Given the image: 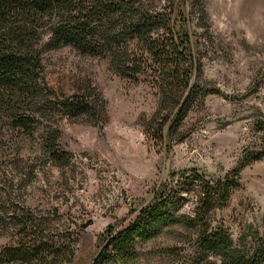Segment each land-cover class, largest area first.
Masks as SVG:
<instances>
[{
    "label": "rangeland",
    "instance_id": "1",
    "mask_svg": "<svg viewBox=\"0 0 264 264\" xmlns=\"http://www.w3.org/2000/svg\"><path fill=\"white\" fill-rule=\"evenodd\" d=\"M152 3L161 9L167 0ZM184 5L198 59L187 87L198 90L180 120L171 117L174 95L185 87L170 84L144 56L133 74L71 46L42 53L45 97L77 96L91 108L75 116H41L44 107L36 108L29 136L0 121V264H209L197 247L203 227L224 229L236 247L257 240L264 155L250 156L264 147V0ZM47 127L63 159L43 146ZM194 174L212 185L233 183L198 219ZM185 175L192 182H181ZM161 193L164 208L134 251L103 253L105 230L128 223ZM21 243L35 247L31 256L6 259L4 250Z\"/></svg>",
    "mask_w": 264,
    "mask_h": 264
},
{
    "label": "trees",
    "instance_id": "2",
    "mask_svg": "<svg viewBox=\"0 0 264 264\" xmlns=\"http://www.w3.org/2000/svg\"><path fill=\"white\" fill-rule=\"evenodd\" d=\"M184 2L167 0L164 7L155 9L152 0H0V121L7 119V129L29 136L36 130V108L44 107L41 116L53 111L70 116L90 111L91 105L77 96L54 101L45 97L49 89L42 83L41 55L45 50L61 46L108 57L113 67L133 74L141 71L138 57L157 63L164 79L185 87L180 98L174 95L177 107L171 117L180 120L190 97L198 90L196 85L187 87L190 66L195 61L198 66V59L193 55ZM47 128L41 137L43 146L52 156L63 159L65 153L54 151L55 129ZM263 155L264 147L250 157ZM194 176L199 182L193 218L198 219L205 215L212 199L221 201L227 197L233 183L224 179L212 185L209 180ZM181 182L192 181L185 175ZM165 200L162 193L158 194L151 204L145 202L140 206L128 223L106 229L103 253L110 250L122 258L130 255L136 237L150 229ZM261 217L260 230H254L257 240L253 238L248 248L232 246L224 229L210 227L206 231L203 227L197 243L203 258L209 264H264V212ZM34 248L21 243L8 247L3 254L9 260L26 259Z\"/></svg>",
    "mask_w": 264,
    "mask_h": 264
},
{
    "label": "water",
    "instance_id": "3",
    "mask_svg": "<svg viewBox=\"0 0 264 264\" xmlns=\"http://www.w3.org/2000/svg\"><path fill=\"white\" fill-rule=\"evenodd\" d=\"M88 222H89V219H86V220L82 221V223H81L80 226H81V227H82V226H85L86 224H88Z\"/></svg>",
    "mask_w": 264,
    "mask_h": 264
}]
</instances>
